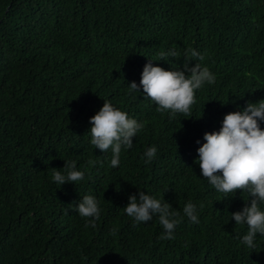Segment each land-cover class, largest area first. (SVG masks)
I'll list each match as a JSON object with an SVG mask.
<instances>
[{"label": "trees", "instance_id": "trees-1", "mask_svg": "<svg viewBox=\"0 0 264 264\" xmlns=\"http://www.w3.org/2000/svg\"><path fill=\"white\" fill-rule=\"evenodd\" d=\"M173 49L179 58L153 65L184 70L195 49L204 59L188 66L216 76L189 118L130 89ZM261 69L264 0H0V264H264V234L249 249L248 226L232 219L249 194L225 199L197 163L227 107L264 100ZM105 100L144 125L116 168L111 149L91 144L90 118ZM66 161L85 179L57 185L52 173L66 174ZM140 191L180 213L174 239L160 238L158 215L137 223L125 213ZM86 195L101 209L95 227L75 211ZM188 202L198 223L183 214Z\"/></svg>", "mask_w": 264, "mask_h": 264}, {"label": "clouds", "instance_id": "clouds-1", "mask_svg": "<svg viewBox=\"0 0 264 264\" xmlns=\"http://www.w3.org/2000/svg\"><path fill=\"white\" fill-rule=\"evenodd\" d=\"M179 58L180 53L175 49L169 52L161 51L155 59H150L145 65L142 78L137 84L130 83L132 91H139L141 87L145 97L154 101L159 112H169L175 118L177 113L184 117H192V107L196 104V92L206 83L216 82L215 74L208 67H201L196 63L189 67L188 61L203 60L204 57L195 49L188 50L185 57L184 70H167L161 66H154L152 60H168ZM261 83L264 81L263 69L259 70ZM225 103V102H224ZM238 108L242 107L237 106ZM237 107H227L222 127L219 131L206 132L205 143L198 149L197 163L202 176L210 185L229 198V194L240 190L247 192L250 203L245 204L242 211L232 213V219L237 225L246 224L247 234L243 236V243L249 249H255L257 233L264 234V129L260 122L264 121V100L257 103L249 102L243 111H234ZM91 144L102 152L112 151L111 166L116 168L120 164L122 147L131 149L133 138L136 137L144 125L128 114L105 100L103 107L90 118ZM199 143V141H198ZM157 147L152 146L144 153L145 163H150L157 156ZM142 157V158H144ZM95 164V161H89ZM102 166V162H101ZM56 169V168H53ZM66 174L54 170L52 180L60 186L66 182L77 184L85 179L83 171L77 170L76 161H66ZM234 196V195H233ZM248 201V200H246ZM168 202L140 191L129 197V203L124 207L125 213L135 222H148L158 215L159 223L165 230L161 239H174L173 232L182 219L179 212L172 211ZM75 211L83 218H91L87 226L95 227L100 218L101 209L97 199L86 195L76 206ZM183 214L192 223H198L197 206L188 202L183 208ZM116 229H113L115 233Z\"/></svg>", "mask_w": 264, "mask_h": 264}]
</instances>
